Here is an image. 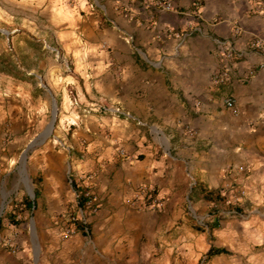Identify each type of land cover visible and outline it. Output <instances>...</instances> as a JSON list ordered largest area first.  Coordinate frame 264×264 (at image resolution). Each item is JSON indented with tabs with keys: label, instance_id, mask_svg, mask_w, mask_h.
<instances>
[{
	"label": "crops",
	"instance_id": "obj_1",
	"mask_svg": "<svg viewBox=\"0 0 264 264\" xmlns=\"http://www.w3.org/2000/svg\"><path fill=\"white\" fill-rule=\"evenodd\" d=\"M154 1L30 0L34 49L0 73V264H264V0ZM82 173L100 207L65 238Z\"/></svg>",
	"mask_w": 264,
	"mask_h": 264
},
{
	"label": "built area",
	"instance_id": "obj_2",
	"mask_svg": "<svg viewBox=\"0 0 264 264\" xmlns=\"http://www.w3.org/2000/svg\"><path fill=\"white\" fill-rule=\"evenodd\" d=\"M259 7L262 6L263 0H252ZM154 5L163 11L172 12L173 5L171 0H155ZM223 78L216 77L215 81H223ZM72 106L76 110L81 111L82 113H91L96 112L100 114H107L110 116H122L130 117V115L122 111L117 106L97 104L90 106L88 108H81L76 100L72 101ZM226 106L228 108L233 107V102L231 100L226 101ZM138 124H141L138 122ZM64 147L63 145H61ZM118 154L126 159L130 157L122 150L119 149ZM93 174L82 173L77 178H75L73 185V193L75 199L74 210L65 213L62 217L64 219L65 228L63 230V236L65 238L71 236L72 234L78 232L79 230L86 229L87 218L91 215H94L99 207L100 201L98 196L93 191L92 187L89 184V180L92 178ZM141 199L144 202V205L151 211H161L164 208V201L162 198L158 197L157 193L153 188L144 186L139 188Z\"/></svg>",
	"mask_w": 264,
	"mask_h": 264
},
{
	"label": "rangeland",
	"instance_id": "obj_3",
	"mask_svg": "<svg viewBox=\"0 0 264 264\" xmlns=\"http://www.w3.org/2000/svg\"><path fill=\"white\" fill-rule=\"evenodd\" d=\"M38 9L30 0H0V73L16 70L19 60L23 64L25 46L34 49L26 39L38 31L30 24L39 20ZM3 79L0 75V93L8 86Z\"/></svg>",
	"mask_w": 264,
	"mask_h": 264
},
{
	"label": "trees",
	"instance_id": "obj_4",
	"mask_svg": "<svg viewBox=\"0 0 264 264\" xmlns=\"http://www.w3.org/2000/svg\"><path fill=\"white\" fill-rule=\"evenodd\" d=\"M203 196L205 197L206 200L208 201H213V202H221L222 201V197H220L219 192L217 191H207V190H202ZM36 196V194H35ZM32 201L29 200L28 198H24L21 200V205L23 206L24 209L29 210L30 209V203ZM15 211L21 213L23 211V209H19L18 207H15L14 209ZM9 222L12 225H16L18 224L20 221L17 220L15 217H13V215L9 216ZM225 251L223 249H213V248H209V250L206 253V256H211V255H215V254H220V253H224Z\"/></svg>",
	"mask_w": 264,
	"mask_h": 264
},
{
	"label": "water",
	"instance_id": "obj_5",
	"mask_svg": "<svg viewBox=\"0 0 264 264\" xmlns=\"http://www.w3.org/2000/svg\"><path fill=\"white\" fill-rule=\"evenodd\" d=\"M56 117H57V108H56L55 103H53L51 120H50L49 124L47 125L45 131L43 132L44 136L51 135L53 128H54V125H55V122H56Z\"/></svg>",
	"mask_w": 264,
	"mask_h": 264
}]
</instances>
